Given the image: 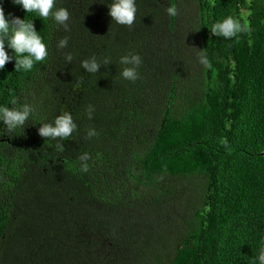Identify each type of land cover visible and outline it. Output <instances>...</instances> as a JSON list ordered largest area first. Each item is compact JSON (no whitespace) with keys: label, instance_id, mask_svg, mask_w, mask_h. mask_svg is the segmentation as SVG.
Here are the masks:
<instances>
[{"label":"trees","instance_id":"16d2710c","mask_svg":"<svg viewBox=\"0 0 264 264\" xmlns=\"http://www.w3.org/2000/svg\"><path fill=\"white\" fill-rule=\"evenodd\" d=\"M108 3L58 0L65 32L0 0L49 45L31 72L0 70V106L37 107L23 131L0 124V264H251L264 230V0H137L131 27L112 24ZM228 15L239 43L211 34ZM128 52L143 60L134 83L119 75ZM93 55L111 60L96 75L80 68ZM61 111L78 131L58 154L38 123Z\"/></svg>","mask_w":264,"mask_h":264},{"label":"clouds","instance_id":"9594fccd","mask_svg":"<svg viewBox=\"0 0 264 264\" xmlns=\"http://www.w3.org/2000/svg\"><path fill=\"white\" fill-rule=\"evenodd\" d=\"M58 0H12L14 5L19 6L27 15L36 14L45 20L51 18L53 26L57 29L63 28L69 32L68 21L70 13L65 7H57ZM137 0H110L107 4L108 15L112 24L131 27L136 20ZM165 12L168 16L177 15V8L170 4ZM26 15V16H27ZM21 19L19 17L6 16L5 11L0 7V70L5 65L14 60L16 72H31L34 65L45 62L49 56V45L44 41L40 33L35 30L33 19ZM243 26L238 18L228 15L211 26V34L216 37H223L225 40L235 39L239 43V34L243 31ZM69 37L65 36L58 40L57 50H63L68 46ZM6 49H10L13 55H9ZM64 59L67 64L72 63L73 55L65 53ZM197 62L205 69L211 67L209 58L204 51H200ZM143 60L141 55L135 52H128L120 56L121 65L120 78L128 82H136L140 78V68ZM111 64L109 57L97 58L91 56L80 61V68L86 73L96 75L101 67ZM11 106V107H10ZM94 107L89 104L85 110L88 120L93 118ZM37 111L34 103L13 99L10 105L0 106V124L4 127V134L17 133L22 130ZM38 135L46 138V141H56L54 150L58 154H63L65 148L63 142L78 131L72 113L61 111L51 122L42 121L38 123ZM3 134V135H4ZM98 135L95 128H88L85 131V138L92 139ZM90 156L87 152L79 155V170L82 173L89 171ZM251 264H264V238L257 244V252L251 259Z\"/></svg>","mask_w":264,"mask_h":264},{"label":"water","instance_id":"95a60500","mask_svg":"<svg viewBox=\"0 0 264 264\" xmlns=\"http://www.w3.org/2000/svg\"><path fill=\"white\" fill-rule=\"evenodd\" d=\"M262 155L264 156V152L262 153ZM263 238H264V230H263Z\"/></svg>","mask_w":264,"mask_h":264}]
</instances>
